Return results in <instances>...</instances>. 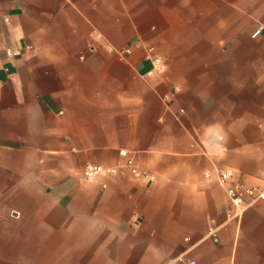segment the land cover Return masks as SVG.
<instances>
[{"label":"crops","instance_id":"0c3cea01","mask_svg":"<svg viewBox=\"0 0 264 264\" xmlns=\"http://www.w3.org/2000/svg\"><path fill=\"white\" fill-rule=\"evenodd\" d=\"M222 168L264 188V0H0V264H264Z\"/></svg>","mask_w":264,"mask_h":264},{"label":"built area","instance_id":"2783aa9c","mask_svg":"<svg viewBox=\"0 0 264 264\" xmlns=\"http://www.w3.org/2000/svg\"><path fill=\"white\" fill-rule=\"evenodd\" d=\"M261 26H258L257 29L253 32L252 36H256L261 32ZM10 53V51H9ZM157 60H159L157 58ZM129 164L132 167V170L135 173H141L139 168L134 164V160L132 158L129 159ZM116 171L113 167H104L101 164L89 163L85 166L83 170V175L85 178H93L96 174L100 172H114ZM234 171L227 168H222L218 170V181L226 187L228 195L231 197L232 201L239 206H243V196L241 192H246L251 195H256V197L264 198V188L261 190H257L255 188L247 187L245 184L239 181L234 180ZM146 176H150L146 174ZM210 232L215 240L218 239L217 230L215 228H211ZM192 263H195L193 260Z\"/></svg>","mask_w":264,"mask_h":264}]
</instances>
